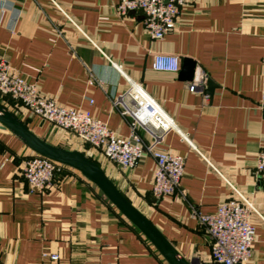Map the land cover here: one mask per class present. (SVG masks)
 Returning a JSON list of instances; mask_svg holds the SVG:
<instances>
[{"label":"crops","instance_id":"obj_1","mask_svg":"<svg viewBox=\"0 0 264 264\" xmlns=\"http://www.w3.org/2000/svg\"><path fill=\"white\" fill-rule=\"evenodd\" d=\"M144 18L140 11L120 16L116 0H6L0 6V57L44 93L88 111L122 136L131 134L130 119L112 98L132 81L143 84L178 126L165 143L186 158L174 195H153L151 155L123 170L72 133L27 111L13 113L48 142L99 163L187 259L209 261L211 243L197 213L216 212L231 195L227 180L264 217V179L256 172L264 149V0H187L177 27L162 40L145 30ZM158 53L177 55L181 69L186 57L195 59V77L205 73L204 92L189 91L191 81L180 72L156 70ZM209 79L216 84L212 93ZM32 151L0 128L1 262L52 264L49 255L58 253L56 264H168L78 170L64 165L52 188L31 191L22 170ZM252 219L257 239L251 264H264V220L256 212Z\"/></svg>","mask_w":264,"mask_h":264},{"label":"built area","instance_id":"obj_2","mask_svg":"<svg viewBox=\"0 0 264 264\" xmlns=\"http://www.w3.org/2000/svg\"><path fill=\"white\" fill-rule=\"evenodd\" d=\"M186 3L187 0H116V10L123 17L130 12H142L145 16V30L153 39L162 40L177 27ZM5 5L6 0H0V6ZM70 21L82 36L101 50L76 21L71 18ZM106 57L108 58L107 55ZM154 68L178 73L181 70V59L174 54L158 53L155 55ZM204 81L205 73L201 71L188 84L189 91L203 93ZM90 102L93 103V100ZM112 102L123 116L130 119L129 136L116 133L107 123L92 117L84 109L61 104L56 97L44 93L37 83H30L21 77L5 58L0 57V104L12 112L27 111L52 123L61 131L72 133L95 151L102 152L123 170L136 168L146 155H151L155 160L153 195L157 199L174 195L180 189L186 164L184 156L165 147L168 134L178 129L175 119L141 83L132 81L128 89L112 98ZM192 147L198 150L195 146ZM200 154L212 169L220 173L204 153ZM25 159L22 175L30 190L40 193L52 188L57 173L64 167L34 151ZM256 172L264 179V149L257 155ZM227 182L231 195L218 204L216 212L197 213L212 249L211 259L199 264L252 263L253 245L257 239L252 213L256 212L263 220L264 217L235 184ZM49 256L52 264L60 260L58 253H51ZM0 264L5 263L0 261Z\"/></svg>","mask_w":264,"mask_h":264},{"label":"water","instance_id":"obj_3","mask_svg":"<svg viewBox=\"0 0 264 264\" xmlns=\"http://www.w3.org/2000/svg\"><path fill=\"white\" fill-rule=\"evenodd\" d=\"M197 61L191 57L184 59L180 71L183 80L193 81ZM208 92L212 93L216 84L208 80ZM0 128L16 135L26 146L41 156L78 170L86 179L96 185L106 198L126 217L157 249L168 264H195L187 259L166 237L160 228L118 188L104 169L80 150H71L54 145L37 135L26 122L0 104Z\"/></svg>","mask_w":264,"mask_h":264},{"label":"rangeland","instance_id":"obj_4","mask_svg":"<svg viewBox=\"0 0 264 264\" xmlns=\"http://www.w3.org/2000/svg\"><path fill=\"white\" fill-rule=\"evenodd\" d=\"M196 264H199V263H196Z\"/></svg>","mask_w":264,"mask_h":264},{"label":"trees","instance_id":"obj_5","mask_svg":"<svg viewBox=\"0 0 264 264\" xmlns=\"http://www.w3.org/2000/svg\"><path fill=\"white\" fill-rule=\"evenodd\" d=\"M1 105H3V104H1ZM4 106V105H3Z\"/></svg>","mask_w":264,"mask_h":264}]
</instances>
